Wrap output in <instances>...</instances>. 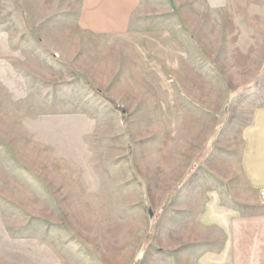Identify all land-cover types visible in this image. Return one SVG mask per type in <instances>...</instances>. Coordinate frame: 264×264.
<instances>
[{"label": "rangeland", "instance_id": "374dc122", "mask_svg": "<svg viewBox=\"0 0 264 264\" xmlns=\"http://www.w3.org/2000/svg\"><path fill=\"white\" fill-rule=\"evenodd\" d=\"M82 1L0 0V264H183L264 103V0H144L120 33Z\"/></svg>", "mask_w": 264, "mask_h": 264}, {"label": "crops", "instance_id": "0c3cea01", "mask_svg": "<svg viewBox=\"0 0 264 264\" xmlns=\"http://www.w3.org/2000/svg\"><path fill=\"white\" fill-rule=\"evenodd\" d=\"M144 6V0H83L78 22L89 32H125L137 12H157L152 3ZM253 92L264 97V84ZM211 184H200L199 249L184 252L183 264H264V103L250 111L236 164L216 165L214 192L207 191Z\"/></svg>", "mask_w": 264, "mask_h": 264}, {"label": "built area", "instance_id": "2783aa9c", "mask_svg": "<svg viewBox=\"0 0 264 264\" xmlns=\"http://www.w3.org/2000/svg\"><path fill=\"white\" fill-rule=\"evenodd\" d=\"M259 195H260V197H264V191H261V192L259 193Z\"/></svg>", "mask_w": 264, "mask_h": 264}]
</instances>
